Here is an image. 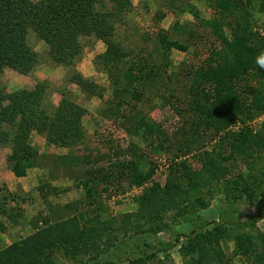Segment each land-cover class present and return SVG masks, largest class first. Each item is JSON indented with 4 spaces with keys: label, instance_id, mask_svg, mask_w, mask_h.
<instances>
[{
    "label": "rangeland",
    "instance_id": "374dc122",
    "mask_svg": "<svg viewBox=\"0 0 264 264\" xmlns=\"http://www.w3.org/2000/svg\"><path fill=\"white\" fill-rule=\"evenodd\" d=\"M212 2L132 0L131 11L115 23L112 37L115 60L108 58L107 61V46L91 35L81 37L83 49L74 66L58 65L49 58L47 45L29 32L27 41L38 52L39 62L28 75L5 68L1 75L5 91L32 89L46 80L48 87L42 107L57 105L62 92L81 107L82 136L74 148L63 151L64 147L46 141L43 151H39L30 138L32 147L37 150V167L47 169L38 180L28 176L22 182H18L12 172L9 174L6 156L10 149L0 146V198H6V217L8 215V218L0 215L3 225L0 264H205L204 259H211V264H218L217 259H227L229 264L249 263L238 255L235 238L251 232L246 223L256 212L261 196L254 203L231 204L218 192L215 179L211 186H205L212 188L210 196L208 192H201L204 187L195 178L196 182L191 184L195 186V194H182L188 183L171 179L175 171L168 166L173 162V152L160 149L168 147L170 137L176 139L177 129L185 117L191 116L185 103L186 72L203 59L207 60L217 49L212 32L218 25L213 22L216 17ZM251 11L253 29L262 32L264 15L256 4ZM160 30L184 50L163 49L156 38ZM223 32L229 35L227 28ZM137 60H143L153 74L149 77L143 74L140 78L125 76L132 82L133 90L123 95L125 104L120 102L117 107L111 75L118 71L125 75L128 66ZM82 61L89 62L91 74L83 75L77 70L78 62ZM48 69L57 71L52 80L42 76ZM261 69L258 66L251 71V76L236 78L235 86L242 97L249 92L246 86L249 81V87H254L264 102ZM74 70L91 83L86 88L92 94L70 81ZM247 97L248 101L252 98ZM263 125L264 113L254 111L253 116L242 122L234 120L226 131L236 133L248 127L256 136ZM202 137L208 149L214 141L219 142V137L213 140L209 132ZM256 137L255 141L261 142ZM251 141L255 143L254 139ZM50 145L60 150L54 147V151H49L46 146ZM188 156L187 159L193 160L190 154ZM253 156L257 160L255 153ZM72 157H87L84 161H88L67 166L68 158ZM154 164L156 167L152 169ZM228 165L229 173L237 177L238 182H245L250 191L253 189L255 195H261L262 162L259 170L256 161L239 154L234 155ZM100 168L105 169L106 176L100 174V178L85 184L83 171ZM175 182L181 189L179 194ZM85 186L91 188V192L87 193ZM196 194L204 203H209L206 208H199V200L194 201ZM156 198L163 203L158 200L152 203ZM191 201L197 206L195 212L176 214L182 207L190 210L187 206ZM45 218H48L47 223ZM204 223H210L205 224L207 231L216 233L220 229L222 234L210 248L206 247V242V246L195 250L189 235L192 229L196 230L193 237L206 233L200 231ZM256 227L264 232V218ZM176 238L178 243L173 245ZM240 239L245 243V237ZM127 258L142 259L131 263Z\"/></svg>",
    "mask_w": 264,
    "mask_h": 264
},
{
    "label": "trees",
    "instance_id": "16d2710c",
    "mask_svg": "<svg viewBox=\"0 0 264 264\" xmlns=\"http://www.w3.org/2000/svg\"><path fill=\"white\" fill-rule=\"evenodd\" d=\"M212 3L214 18L216 17L213 22L218 25L212 32L218 43L217 49L211 52L207 60L203 59L200 64L194 65L186 72L188 86L185 103L191 116L185 117V121L177 129L176 139L170 137L168 147L162 146L160 149L173 152V162L168 166L169 170L175 171V176L171 179L176 178L178 182L188 183L182 194H195V186L191 184L198 179L204 187L201 192H208L211 196L212 188L205 186H211L212 179H215L218 182L216 187L219 186L218 192L223 193L231 204L237 201L254 203L261 196V203L256 205V212L248 217L246 223L251 232L237 236L235 240L238 255L243 256L246 263L264 264V232L256 227V223L264 218V185L258 183L263 191L261 195H255L253 189L250 191L245 182H238L237 177L229 173L228 165L234 155L241 154L256 161L258 167L260 166L259 170L262 168L261 162L264 167V125L258 132L260 134L256 135L261 142L255 141L257 137L248 127L238 129L236 133L226 131L234 120L242 122L245 118L253 116L254 111L264 113V102L255 93V88L249 87V81L246 85L249 92L244 97L235 86L238 76H251V71L258 67L257 58L264 54V32L253 29L251 23L253 4H256L258 11L264 15V0H213ZM131 8L132 0H0V146L10 149L6 164L15 177H24L29 168L38 165L37 150L30 142L32 131L42 134L47 144L66 148H74L82 136L81 107L66 98L62 92L57 105L42 107L41 102L48 87L46 80L32 89L5 91L1 82L5 68L28 75L39 62L38 52L28 44L29 32H33L47 45L49 58L58 65L74 66L75 59L80 57L83 49L81 37L91 35L107 46V61L108 58L115 60L116 49L112 43L115 23L123 20ZM224 28L228 29L229 35L223 32ZM162 31L156 33V38L163 49L170 50L174 47L184 50L176 41L168 40ZM108 73H112L109 68ZM121 74L122 71H118L111 75L115 90L113 98L117 107H120V102L125 104L123 95L133 90L132 82L125 76L140 78L144 74L143 76L149 77L153 71L144 66L143 60H137L128 66L125 75ZM263 74L264 69H261L260 77ZM70 79L82 91L92 94V91L86 88V85L91 83L83 79L76 70L71 73ZM247 96L252 98L248 101ZM207 132L214 137L213 140L219 137V142L214 141L209 149L202 140L203 134ZM222 132L224 133L220 134ZM253 139L254 144L251 141ZM249 151L255 153L257 160ZM188 154L193 160L187 159ZM83 156L87 154L83 153ZM84 158L87 157H72L70 160L68 158L66 165H78L83 163ZM155 167V164L152 165V169ZM83 173L85 184L100 178V174L103 177L107 174L103 168L90 169ZM176 184L178 183L175 182L174 185ZM176 186L179 194L181 189L179 190V184ZM90 189L86 187V192H91ZM157 200L158 198L153 199L152 203ZM198 200L199 208H206L209 204L204 203V199H200L196 194L194 201ZM158 201L163 203L161 199ZM6 203V198L1 197L0 215L4 217L7 214ZM187 207L191 209L184 210L182 207L183 210L179 209L176 214L195 212L194 208L197 206L191 201ZM45 222H48V218H45ZM205 224L210 223H204L200 227L202 230H199L206 233L200 232L193 237L196 230L192 229L189 235L195 250H200L202 245L206 246V242V247L210 248L222 234L220 229H217L216 233L207 231ZM241 237H245V243ZM177 243L178 238L173 245ZM127 259L131 263H138L142 258ZM217 261L218 264H229L227 259ZM211 262V259L203 260L205 264Z\"/></svg>",
    "mask_w": 264,
    "mask_h": 264
},
{
    "label": "crops",
    "instance_id": "0c3cea01",
    "mask_svg": "<svg viewBox=\"0 0 264 264\" xmlns=\"http://www.w3.org/2000/svg\"><path fill=\"white\" fill-rule=\"evenodd\" d=\"M172 49H177V48H174L173 47L170 50H172ZM178 50H180V49H178ZM82 62L83 63L78 62V64H77V70L79 72H81L83 75H85V73L86 74H89V73L91 74L92 73V69H91V66H90L89 62L88 61L87 62L86 61H82ZM53 75H57V71L56 70H49L48 69L46 71V74L45 75H42V76H45V77L49 78L50 80H52L53 79ZM38 77H40V75H38ZM92 121H93V119H92ZM91 123L93 124L94 122H91ZM30 138L32 140V145H34L39 151H43V149L45 148V144H46L45 143L46 140H45L44 136L42 134L37 133L36 131H32L30 133ZM46 147H47L46 149H48L49 151H52L55 146L50 145V146H46ZM55 149L56 150H60V148H58V147H55ZM65 149H68V148L64 147L62 149V151L65 150ZM8 153L9 152L7 151V154ZM46 169L47 168H40V167H37L36 166V167H33V168H29L27 170V173H26L27 176H24V177H14V178H16L18 180V182H22L28 176H33L35 178V180H38L37 179L38 176H40V178L44 176V174H45L44 172H46ZM9 174H11V171H9ZM7 176H9V175L7 174Z\"/></svg>",
    "mask_w": 264,
    "mask_h": 264
},
{
    "label": "clouds",
    "instance_id": "9594fccd",
    "mask_svg": "<svg viewBox=\"0 0 264 264\" xmlns=\"http://www.w3.org/2000/svg\"><path fill=\"white\" fill-rule=\"evenodd\" d=\"M256 63L260 68L264 69V54L257 58Z\"/></svg>",
    "mask_w": 264,
    "mask_h": 264
},
{
    "label": "built area",
    "instance_id": "2783aa9c",
    "mask_svg": "<svg viewBox=\"0 0 264 264\" xmlns=\"http://www.w3.org/2000/svg\"><path fill=\"white\" fill-rule=\"evenodd\" d=\"M263 31L262 32H264V29H262Z\"/></svg>",
    "mask_w": 264,
    "mask_h": 264
}]
</instances>
